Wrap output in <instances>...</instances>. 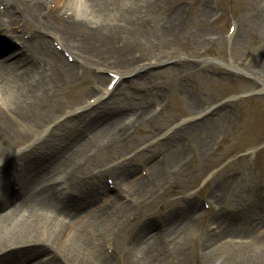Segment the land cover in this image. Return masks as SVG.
Here are the masks:
<instances>
[{
    "label": "bare ground",
    "instance_id": "obj_1",
    "mask_svg": "<svg viewBox=\"0 0 264 264\" xmlns=\"http://www.w3.org/2000/svg\"><path fill=\"white\" fill-rule=\"evenodd\" d=\"M247 1L256 13L253 27L264 35V0ZM156 3L0 0V33L5 28L20 46L0 65V264H115L109 256L114 250L111 232L130 227L135 211L155 195L163 177L173 180L186 169L185 144H200L209 131V120L189 123L155 142L154 156L140 153L113 165L106 159L108 149L127 139L130 130L155 119L147 105L138 104L133 112L137 104H132L129 91L116 90L145 66L112 42L118 39L125 48L141 46L151 54L162 50L159 40L166 31L181 33L187 24L184 12L175 6L155 25L153 39L141 36L138 27ZM112 60L117 71L110 85L115 88L95 95L104 79L92 75L94 86L85 93L86 102L62 112L61 122L49 118L47 110H59L48 103L51 96L76 84L86 67L103 71ZM106 99L110 103H104ZM137 159L142 161L138 169H145L138 179L137 166L131 165ZM111 190L127 201L111 199ZM210 196L211 205H217L216 190ZM191 201L192 196L185 197L186 204L161 217L169 224L167 230L163 223L154 231L143 222L141 239L137 234L139 240L123 252L124 264H162V248L179 244L177 239L191 226ZM249 211L243 208L227 222L222 215L228 212L216 210L198 250L206 264H264V220L251 222ZM258 227L260 235L253 233Z\"/></svg>",
    "mask_w": 264,
    "mask_h": 264
},
{
    "label": "rangeland",
    "instance_id": "obj_2",
    "mask_svg": "<svg viewBox=\"0 0 264 264\" xmlns=\"http://www.w3.org/2000/svg\"><path fill=\"white\" fill-rule=\"evenodd\" d=\"M175 6L184 12L187 24L181 33L169 30L161 36L162 50L151 48L150 54L141 46L125 48L118 39L112 42L115 48L124 49L133 62L145 66L144 70L134 71L116 90L129 91L132 104H137L133 112L138 104L147 105L155 119L130 130L127 139L108 149L106 159L113 165L140 153L154 156L158 150L153 147L155 142H163L166 136L189 123L209 120V131L202 135L200 144H185L186 169L173 180L163 177L155 195L135 211L130 227L111 232L110 247L114 250L109 256L115 264L125 263L123 252L141 239L143 222L153 225L154 231L163 223L167 230L169 224L161 217L174 213L179 203L186 204L187 196H192L191 226L177 239L179 244L162 248V264H206L198 250L211 230L210 221L216 210L228 212L222 215L227 222H231V214L240 213L243 208L250 210L251 222L264 220V35L253 27L255 10L247 0H157L153 9L145 13L138 33L153 39L155 25L162 23ZM1 32L0 43L5 46L0 47V65L20 47L5 28ZM62 57L66 63H72L67 54ZM154 60H159V65L151 66ZM103 68L96 72L95 68L86 67L76 84L51 96L48 103L58 105L59 110H47L49 118H59L61 122L65 119L60 118L62 112L86 102L85 93L94 86L92 75L104 79L102 86L94 90L95 95L109 88L117 71L115 62L112 60ZM148 81L151 85L144 84ZM149 89L152 92L147 93ZM110 101L106 99L104 103ZM126 101L127 98L123 103ZM131 165L141 166L142 161L134 160ZM138 166L137 179L145 172ZM108 185L112 187L110 181ZM214 190L220 197L217 205H211L213 200L209 199ZM109 197L127 201L115 190L110 191ZM261 231L258 227L253 233L260 235Z\"/></svg>",
    "mask_w": 264,
    "mask_h": 264
}]
</instances>
